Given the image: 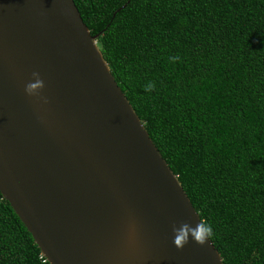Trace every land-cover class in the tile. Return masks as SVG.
Segmentation results:
<instances>
[{
    "label": "water",
    "instance_id": "obj_1",
    "mask_svg": "<svg viewBox=\"0 0 264 264\" xmlns=\"http://www.w3.org/2000/svg\"><path fill=\"white\" fill-rule=\"evenodd\" d=\"M97 38L73 0H0V194L49 264H223Z\"/></svg>",
    "mask_w": 264,
    "mask_h": 264
},
{
    "label": "trees",
    "instance_id": "obj_2",
    "mask_svg": "<svg viewBox=\"0 0 264 264\" xmlns=\"http://www.w3.org/2000/svg\"><path fill=\"white\" fill-rule=\"evenodd\" d=\"M223 264H264V0H73ZM0 264H49L0 194Z\"/></svg>",
    "mask_w": 264,
    "mask_h": 264
},
{
    "label": "clouds",
    "instance_id": "obj_3",
    "mask_svg": "<svg viewBox=\"0 0 264 264\" xmlns=\"http://www.w3.org/2000/svg\"><path fill=\"white\" fill-rule=\"evenodd\" d=\"M36 83V82H35ZM34 83H29L26 87H25V93L28 96H34L35 94H37L40 90L38 91H33L32 86Z\"/></svg>",
    "mask_w": 264,
    "mask_h": 264
}]
</instances>
